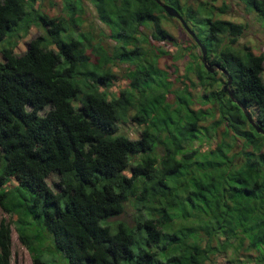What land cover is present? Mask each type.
<instances>
[{
    "label": "trees",
    "instance_id": "obj_1",
    "mask_svg": "<svg viewBox=\"0 0 264 264\" xmlns=\"http://www.w3.org/2000/svg\"><path fill=\"white\" fill-rule=\"evenodd\" d=\"M89 1L114 43L110 55L77 31L80 0L64 2L66 19L41 12L37 0H0V42L9 35L0 61V208L10 217L0 219V264H12V224L32 264H49L43 231L68 264H264V135L223 90L230 76L233 98L264 130V53L234 48L244 25L214 20L209 3ZM239 1L264 22V0ZM161 3L195 28L225 80L190 55L184 86L172 89L158 67L166 53L143 47L145 30L157 42L170 36ZM33 25L45 33L16 55L14 35ZM117 62L133 68L109 98L102 88L117 79ZM127 120L141 127L136 139L119 133ZM131 200L133 223H110Z\"/></svg>",
    "mask_w": 264,
    "mask_h": 264
},
{
    "label": "rangeland",
    "instance_id": "obj_2",
    "mask_svg": "<svg viewBox=\"0 0 264 264\" xmlns=\"http://www.w3.org/2000/svg\"><path fill=\"white\" fill-rule=\"evenodd\" d=\"M65 1L66 0H37L35 7L51 18L58 17L66 19L65 17L68 16V12L64 10ZM80 1L82 4V11L79 13V16L82 21L81 24L77 27V31L85 34L90 39L89 43H91L93 47L98 49L102 47L110 55L113 51L114 43L108 37L109 31L107 27L99 22L96 17L95 9L89 0ZM201 2L209 3L215 8V10L213 11L214 20L222 19L231 21L236 24L244 25V31L233 45L234 48L243 49L244 47H246L255 55L264 53V22L258 18L256 12L247 8L239 0H180L181 6H190L193 8H196V5ZM223 4L227 6L224 13L220 12L219 10L222 8ZM40 25L31 26L29 31L26 34H22L20 37H18L19 33H16L14 35L15 37L12 40L17 41L16 47L14 48V53L16 55H20L26 50V45L30 40L45 33V30ZM161 25L164 30H166L170 35L169 38L165 41L157 42L151 39L150 30H145V33L149 35L150 43L143 44V47L145 50H150L152 47L151 50L155 54H157L159 50L166 53L164 55H160L158 67L162 70L167 71L169 82L172 84V89L181 88L184 86L182 84V77L185 74L186 68L192 62V57L190 55H195L196 58L200 56V58L197 59L199 63L201 62V52L198 46H194L195 43L193 39L189 36V34L185 31V29L177 19L169 17L166 14L165 17H163L161 20ZM199 26H201V24ZM190 28H193L195 30V28L191 25ZM6 38L0 42V61L2 60L1 50L2 48H5L7 46ZM89 51L90 50L88 49V52ZM128 66L129 64L127 63L117 62L116 64H112L111 70L117 76V79L112 82L110 86L102 88V90H104L108 94L109 98L118 95V92L120 90L127 87V84L129 82L128 69L133 68H130ZM215 72L217 73V78H222L223 80L226 79L225 76L221 74L220 70L215 69ZM193 94H195V91H193ZM165 100L168 102H172L173 98L169 97L167 94ZM48 109L49 108L47 107L45 111H47ZM131 114H133L132 111H130L129 115ZM140 128L141 127L138 126L135 122L127 120L125 123L120 124L119 133L127 135L132 139H136L138 137V131L140 130ZM156 150L157 153H161L160 147H158ZM3 165L4 159L0 157V169H2ZM126 173H129V170H127ZM57 177V173L54 172L47 178V182L52 188H55L54 183H56L58 179ZM11 185H13V182L11 183ZM135 212L136 209L134 203L131 200L125 204L124 212L120 216L110 218L108 221L110 223L122 221L131 225L134 220ZM0 219H4L5 221H8L10 219L9 215L2 211L1 208ZM29 222L35 223V221H33L31 218L29 219ZM37 229L40 230L41 228L38 227ZM11 231V263L32 264L30 254L27 249L20 243L17 232L15 230V226L13 224L11 225ZM44 236L46 241L44 244L45 246H48V248L45 250V258L48 260L49 264H68L63 255L54 249L52 237L45 231H43L42 237ZM242 260H244V258H242ZM215 262L216 264H223L225 263V260L223 257H219L217 260H215Z\"/></svg>",
    "mask_w": 264,
    "mask_h": 264
},
{
    "label": "water",
    "instance_id": "obj_3",
    "mask_svg": "<svg viewBox=\"0 0 264 264\" xmlns=\"http://www.w3.org/2000/svg\"><path fill=\"white\" fill-rule=\"evenodd\" d=\"M162 6V8L164 9L165 13L172 18L177 19L180 24L182 25V27L185 29V31L189 34V36L194 39L196 45L199 47L200 52H201V62L202 65L204 66V68L209 72V73H213L215 71V69L220 70L223 74H226L225 70H222L216 66H210L207 63V51L205 46L199 41V39L196 37V35L194 34V32L187 26V24L185 23L184 19L182 18V16L178 13V11L168 5L165 4H160ZM231 85V77L228 76L227 77V84L226 86L223 87L224 92H226L229 97L242 109L247 122L259 133L264 135V130L262 128H260L253 120L251 114L249 113V111H247V109L241 105V103H239L237 100H235L229 90V86Z\"/></svg>",
    "mask_w": 264,
    "mask_h": 264
}]
</instances>
